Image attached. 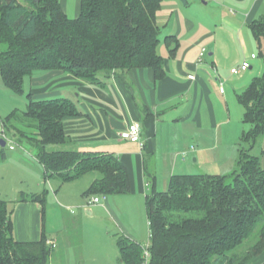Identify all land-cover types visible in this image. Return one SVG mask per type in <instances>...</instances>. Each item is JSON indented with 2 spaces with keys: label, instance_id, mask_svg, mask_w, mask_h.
Segmentation results:
<instances>
[{
  "label": "trees",
  "instance_id": "1",
  "mask_svg": "<svg viewBox=\"0 0 264 264\" xmlns=\"http://www.w3.org/2000/svg\"><path fill=\"white\" fill-rule=\"evenodd\" d=\"M162 2L80 0L79 17L71 19L61 0H0L3 84L24 95L25 79L47 71H64L100 84L113 75L152 69L156 81L163 80L157 22ZM253 30L260 40L264 30L256 25ZM28 100L25 111L0 118V139L30 145L46 169V179L56 177L65 184L99 173L88 194L131 192L129 171L117 157L84 156L70 148L64 121L80 115L75 103L66 98L36 100L31 94ZM238 100L249 125L241 138L238 168L224 175H174L167 191L153 188L146 199L150 246L145 249L120 236V264H146V250L148 264H264V167L253 154L264 137V76L256 78ZM5 159L2 149L0 160ZM29 198L44 203L46 195ZM51 255L45 233L38 242L16 240L12 209L0 200V264H49Z\"/></svg>",
  "mask_w": 264,
  "mask_h": 264
},
{
  "label": "crops",
  "instance_id": "2",
  "mask_svg": "<svg viewBox=\"0 0 264 264\" xmlns=\"http://www.w3.org/2000/svg\"><path fill=\"white\" fill-rule=\"evenodd\" d=\"M73 3H76L78 18L80 0ZM61 5L68 16L69 8L73 7L70 0H61ZM157 22L161 32L158 54L164 59L166 71L161 81H156L152 69H136L103 78L100 84L87 83L64 71L38 72L24 82L27 98L31 94L36 100L66 98L75 103L80 115L64 121L65 132L72 140L70 148L84 156L114 155L130 174L129 194L102 196V202L97 205L89 204L98 195L88 194V190L100 178L98 175L87 174H92V180L80 190H71L70 185L79 183L83 177L65 184L52 177L47 181L55 185L56 208L67 211L75 206L86 209L90 216L105 213L116 220L123 236L139 244L135 221L126 227L128 221L120 220L114 198L141 197L146 207L153 188L158 192L167 191L174 175H186L194 167L200 169L199 166L209 164L223 166L226 162L232 172L236 170L241 138L246 131L245 110L238 97L256 78L264 76V32L258 40L253 30L255 25L264 30V0H163ZM172 37L177 43L168 42ZM203 49L206 54L202 58ZM256 50L261 57L252 59ZM249 51L252 53L248 57ZM246 60L251 68L239 74L243 75L240 78H234L231 69ZM64 91L68 97H55ZM135 122L141 125V143L120 137ZM260 143L253 151L258 147L256 156L261 158L263 166L264 137ZM20 149L19 153L15 149L6 152L0 168L1 181L6 182L0 190L3 196L0 200L9 202L12 209L14 236L19 242H38L45 233L54 249L50 264H68L69 248L81 247L83 242L74 243L73 247L72 243L63 246L60 240L62 235L79 234L76 220L80 219L71 217L73 220L69 223L76 226L67 227L66 213L60 211L62 226L49 224L48 227L43 204L30 198L22 201L25 194L42 197L47 190L46 169L36 153L29 148ZM148 162L152 164L154 183L148 176ZM163 168L165 176L160 180L159 172ZM54 217L51 215V219ZM147 220L149 224L148 215ZM108 230L101 226L93 232V237H108ZM86 251L83 250L84 257ZM75 260L76 264H82L80 256Z\"/></svg>",
  "mask_w": 264,
  "mask_h": 264
},
{
  "label": "rangeland",
  "instance_id": "3",
  "mask_svg": "<svg viewBox=\"0 0 264 264\" xmlns=\"http://www.w3.org/2000/svg\"><path fill=\"white\" fill-rule=\"evenodd\" d=\"M76 1V0H75ZM71 5L73 7L69 8V14L68 16L71 19H74L77 17V9H76V3H73V0H70ZM4 50V46L0 43V53L1 51ZM256 54L255 56L261 57L260 53L258 50L254 51ZM251 51L246 53V56H251ZM251 64V63H250ZM250 72V71H249ZM45 73V72H44ZM245 74V73H244ZM235 76L234 78H240L243 75H233ZM77 93L74 94L76 97ZM55 97H68L67 94L62 92L60 96H55ZM73 99V98H72ZM27 103H28V98L26 93L24 95H16L13 93L11 90L5 87L2 81V77L0 74V118H6L12 111H25L27 109ZM23 128V127H21ZM246 130L249 129V125H245ZM0 130H1V123H0ZM1 134V131H0ZM19 137V136H18ZM1 140V139H0ZM13 144H15V153L21 152L20 145L17 143V139H10ZM262 139L259 140V144H261ZM30 147V145H29ZM27 147V148H29ZM22 148V147H21ZM5 149L6 152H10V148L7 145L5 148H3L0 144V150ZM259 149L258 147L253 151L254 155H259ZM2 160H0V168L2 164ZM148 166H150V174L152 173V164L151 162H148ZM264 167V163H263ZM200 169L194 167V170L192 172H189L190 175H201V174H226L232 172L230 170V164L226 162L223 166H213V165H206V166H199ZM95 174L96 176L100 175L98 173H92ZM92 174L84 176L83 179L79 183H74V185L71 188V190H80L86 187V184L92 180ZM160 175V180L161 177L163 178L165 176V169L163 168L161 172H159ZM149 176V175H148ZM49 179H46L45 183V188L47 190L46 192V199L45 202L42 203L44 207V214H45V223L49 227V224L51 225H60L62 226L63 222V217L62 213H59L60 211H63L66 213L65 216V222H67L66 226L73 228L74 226L77 225V228H80L79 234L76 236L73 235V232L70 236L65 235L61 237V243L63 246H68L69 243L73 244L74 243H81L83 242V245L74 247V249L69 248V251L67 252V263L68 264H76L75 257H79L82 261V264H93L95 261L96 264H99V262L102 263H107V264H120L119 263V247L117 245V240L120 236L124 235L122 230L119 228L116 220L114 218H110L107 216L105 213H103L101 216L95 215V216H90L88 215L86 209H78L75 206H71L70 209L65 211L61 207L56 208V203L55 200L58 199L56 198V194L54 193V184L51 183V181H47ZM5 181V180H4ZM171 181V180H170ZM0 178V190H2L3 186L6 185V182H2ZM2 185V186H1ZM17 187H19L18 182H16ZM170 185V184H169ZM53 187V188H52ZM6 188V186H5ZM11 189V188H10ZM167 189V188H166ZM169 189V187H168ZM82 191V190H81ZM62 192V191H61ZM1 193V192H0ZM61 196V193H60ZM101 199H103L102 196L98 195ZM3 197V196H0ZM24 198H29L28 194H25L23 196ZM117 198V199H116ZM117 204V209L118 215H120V220L124 223L125 221H128L127 228L129 226L133 225V221L136 223V235L140 240V243L142 246L146 249L150 246V227L148 224L147 220V213H146V207H145V199L144 201L142 200L141 197L139 199H135L133 197L129 196H117L114 198ZM119 200V201H118ZM11 207H13V203L11 204ZM125 214L124 216L121 214V212ZM68 212V213H67ZM67 214H69L67 217ZM51 215L54 217L51 219ZM71 217H77L79 220H76L78 224L74 225L72 223H69L70 220H73ZM101 226L107 227L109 230L107 234L110 233V235L107 236H99V239L94 238L93 232L97 229L100 228ZM50 232V231H49ZM83 232V234L81 233ZM51 237L56 238V235H51ZM61 244V245H62ZM52 247V246H51ZM87 249L85 252V257L83 250ZM52 250L53 247H52ZM71 251V252H70ZM57 252V250H56ZM52 257V255H51ZM84 257V259H82ZM50 264V263H49Z\"/></svg>",
  "mask_w": 264,
  "mask_h": 264
},
{
  "label": "built area",
  "instance_id": "4",
  "mask_svg": "<svg viewBox=\"0 0 264 264\" xmlns=\"http://www.w3.org/2000/svg\"><path fill=\"white\" fill-rule=\"evenodd\" d=\"M206 54V50L203 49L201 52V57L203 58ZM256 56L252 55V59H255ZM251 68V64L249 62V60L244 61L240 66L238 67H234L231 69V73L234 75H239L243 72L248 71ZM191 79H194V76H190ZM221 92H224V88H221ZM141 125L137 122L133 123L132 125H130L126 130H124L120 137L123 140H127L130 141L132 143H141L142 139H141ZM7 142V141H6ZM7 145L9 146V148L11 150L16 149L15 148V144H13V142L11 140H9L7 142ZM103 199H101L99 196H95L90 200V205H97L100 204L102 202ZM150 258V253L148 250H146L145 252V259H146V264H148Z\"/></svg>",
  "mask_w": 264,
  "mask_h": 264
},
{
  "label": "water",
  "instance_id": "5",
  "mask_svg": "<svg viewBox=\"0 0 264 264\" xmlns=\"http://www.w3.org/2000/svg\"><path fill=\"white\" fill-rule=\"evenodd\" d=\"M0 144H1V146H2L3 148H5V147L7 146V142H6L5 139H1V140H0Z\"/></svg>",
  "mask_w": 264,
  "mask_h": 264
}]
</instances>
